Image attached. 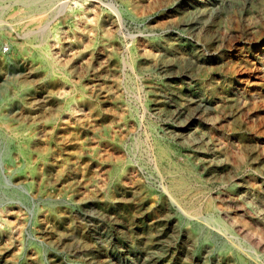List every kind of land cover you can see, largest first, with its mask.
Listing matches in <instances>:
<instances>
[{"label": "rangeland", "instance_id": "1", "mask_svg": "<svg viewBox=\"0 0 264 264\" xmlns=\"http://www.w3.org/2000/svg\"><path fill=\"white\" fill-rule=\"evenodd\" d=\"M0 264H264V0L0 1Z\"/></svg>", "mask_w": 264, "mask_h": 264}, {"label": "bare ground", "instance_id": "2", "mask_svg": "<svg viewBox=\"0 0 264 264\" xmlns=\"http://www.w3.org/2000/svg\"><path fill=\"white\" fill-rule=\"evenodd\" d=\"M0 1H2V0H0ZM13 1L22 3L25 6V8L27 9V13L30 16L34 12H36V13L41 12L42 9L44 7H46L47 4H49L51 0H13ZM8 14H9V16H16L17 15V13L15 11H11ZM34 23L35 22L32 20L27 22V24L29 26L33 25ZM31 33H33L36 36H38V34H40L39 31H34ZM39 44H41V43H39ZM195 59L197 60V62L200 61L199 58H195ZM198 103H199V106H201L204 102L199 101ZM213 153H215V152L213 151ZM170 154L171 153H170L169 149L167 151V150H163V149L161 150L160 148H158L155 163H156V166L159 169V171H161V173H162L161 175L166 177V178L168 176V179H167L168 184L165 188V191L167 192L171 203L178 208V211H180V213L182 215L191 217V216L195 215L194 213L196 212L198 207H197L196 203L193 202L192 200L188 201V200H185L181 197L183 179L181 177H179L178 174L176 173V168L178 166L175 165L170 160ZM172 155H173V153H172ZM215 159H216L215 161L213 160L207 164L209 168L226 165V163L223 162L222 160H220L219 158H215ZM194 165L196 168H199L201 166L200 163H194ZM184 167L192 174V171L190 170V167L188 166L187 163L184 164ZM184 167H183V169H184ZM251 244L255 248L260 247V245L254 241H252Z\"/></svg>", "mask_w": 264, "mask_h": 264}]
</instances>
